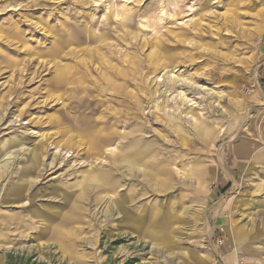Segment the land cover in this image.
I'll return each mask as SVG.
<instances>
[{
  "label": "rangeland",
  "instance_id": "rangeland-1",
  "mask_svg": "<svg viewBox=\"0 0 264 264\" xmlns=\"http://www.w3.org/2000/svg\"><path fill=\"white\" fill-rule=\"evenodd\" d=\"M0 161L3 264H264V0H0Z\"/></svg>",
  "mask_w": 264,
  "mask_h": 264
},
{
  "label": "bare ground",
  "instance_id": "bare-ground-1",
  "mask_svg": "<svg viewBox=\"0 0 264 264\" xmlns=\"http://www.w3.org/2000/svg\"><path fill=\"white\" fill-rule=\"evenodd\" d=\"M64 75H66V73H64ZM63 76V75H62ZM171 78H173V79H175L176 77L174 76V75H172L171 76ZM58 80H60V79H58ZM61 82V81H60ZM188 83V84H191L190 83V81L188 82L187 80H183L182 81V83ZM181 83V82H180ZM123 88V87H122ZM195 129V128H194ZM196 130V129H195ZM203 132H204V135H205V137H206V139H208L209 138V136H211V132H210V130L208 129V127H205L204 129H203ZM5 159V158H4ZM35 160H36V156H35V153H34V151H33V153L31 154V159L29 160L30 161V164H29V166H28V168L26 167L25 169H24V171L22 172V174H21V179L19 180V182L16 184V185H14L13 186V188H12V190L10 191L11 192V194L13 193H16V192H18V190L19 189H21L25 184H26V181H27V179L29 178V176H31L32 175V171H33V169L35 168V166H36V162H35ZM1 162V164L2 165H4V161H0ZM38 162V161H37ZM39 168V167H38ZM142 169V168H141ZM92 173V172H91ZM90 173V174H91ZM94 173V172H93ZM89 174V175H90ZM101 175V174H100ZM88 176V175H87ZM89 178H92L93 180H91V181H93V182H95V183H97L96 184V187L97 188H102L105 184L104 183H107V181H108V178H106V177H101V176H98V175H90L89 176ZM84 179V178H83ZM90 181V182H91ZM241 250H240V248H236L235 250H234V252L235 253H238V252H240ZM233 256V255H232ZM231 263H232V260H231ZM233 264H236V258H234V261H233Z\"/></svg>",
  "mask_w": 264,
  "mask_h": 264
},
{
  "label": "crops",
  "instance_id": "crops-1",
  "mask_svg": "<svg viewBox=\"0 0 264 264\" xmlns=\"http://www.w3.org/2000/svg\"><path fill=\"white\" fill-rule=\"evenodd\" d=\"M18 182H19V181H18ZM23 187H24V186H23ZM23 187H22V188H23ZM22 188H21V189H22ZM18 191H20V189H19ZM10 194H11V192H10ZM16 195H18V192L14 193V194L12 193V194H11V197L13 198V197H15ZM0 264H3L2 257H0ZM236 264H237V261H236Z\"/></svg>",
  "mask_w": 264,
  "mask_h": 264
}]
</instances>
